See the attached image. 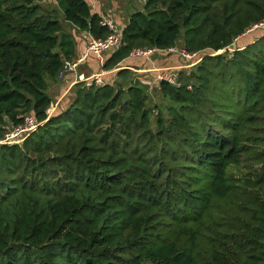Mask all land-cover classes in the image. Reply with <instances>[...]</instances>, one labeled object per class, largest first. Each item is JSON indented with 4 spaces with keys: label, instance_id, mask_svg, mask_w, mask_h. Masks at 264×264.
Here are the masks:
<instances>
[{
    "label": "trees",
    "instance_id": "trees-1",
    "mask_svg": "<svg viewBox=\"0 0 264 264\" xmlns=\"http://www.w3.org/2000/svg\"><path fill=\"white\" fill-rule=\"evenodd\" d=\"M48 3L109 34L86 0H0V141L27 116L39 124L0 144V264H264V36L240 38L264 0H146L99 70L180 47L203 56L180 86L120 69L74 84L52 115L55 50L71 62L76 44Z\"/></svg>",
    "mask_w": 264,
    "mask_h": 264
},
{
    "label": "built area",
    "instance_id": "built-area-1",
    "mask_svg": "<svg viewBox=\"0 0 264 264\" xmlns=\"http://www.w3.org/2000/svg\"><path fill=\"white\" fill-rule=\"evenodd\" d=\"M145 1L146 0H142V2ZM46 2L47 0H41V3H46ZM101 25L106 26L109 30V34L107 35V37L103 40H97L88 34L85 51L74 62L65 61L64 64H62V70L59 73V78H62L64 74L67 72H75L79 67V65L86 62L89 56H93L101 64L103 62V55H105L108 51L117 48L121 44L122 31L117 29L112 21L103 19ZM260 28H264V20L258 24L253 25L248 31H251L253 29L254 30L260 29ZM224 51L225 50H222V52ZM228 51L234 52L236 51V49L229 48ZM157 53L176 55L183 60L190 61V63H188V65L185 66L187 68L193 67L201 60V57H198V54H190L180 47H170L165 50H158L155 48L134 49L130 53V57L150 59ZM216 54L217 53L213 55ZM192 60L194 62H192ZM156 73H157L156 75L157 84L160 82H167L174 87L180 86L178 82V74L174 72V69H170V68L160 69L157 70ZM102 76L103 74L99 73L93 75L89 79H84L79 82L80 83L83 82L87 87H90L92 85L99 87L103 85ZM54 108H55L54 105L50 107V109L47 111L48 115H50L53 112ZM38 126L39 124L32 117L27 116L24 118L23 122L20 125L14 127L12 130H10L4 135V138L0 141V144L18 145L22 143L32 132H34L38 128Z\"/></svg>",
    "mask_w": 264,
    "mask_h": 264
},
{
    "label": "crops",
    "instance_id": "crops-1",
    "mask_svg": "<svg viewBox=\"0 0 264 264\" xmlns=\"http://www.w3.org/2000/svg\"><path fill=\"white\" fill-rule=\"evenodd\" d=\"M86 2L89 4L91 11L94 14L99 15L102 20H110L113 22V24L116 26L117 29L121 30L124 28L125 24L127 23V19L123 22L120 20V18L116 15L113 14V12L108 11L109 14H105L101 10V5H100V0H86ZM142 2V0H141ZM145 3V2H143ZM107 12V13H108ZM113 16H112V14ZM75 29V28H74ZM75 29L73 31V39L75 41L76 47H75V53H74V59L72 62H74L86 49V44H87V36L88 33L86 32H79ZM75 34H77L75 36ZM245 35H243L240 38H244ZM261 37V36H259ZM259 37H256L253 39L250 38L248 41H244L243 45L247 44H252L256 39ZM109 56V53L104 56L103 61L105 60L106 57ZM103 62L100 64L93 56H89L88 59L86 60L85 63L79 65L77 70L75 72H67L68 74L62 77V78H57L54 82L48 81V88L51 89L53 92L59 90L58 96L55 98V101H53V105L57 107L59 101L65 96L68 95L69 90L71 87L76 84L80 83L79 81H82L84 79H89L93 75L102 73L103 77L107 76V78L112 75L113 73H116L120 69H129L132 72L145 76V83H151L153 84L155 81L156 77V72L157 70L160 69H167V68H177L181 66V61L179 63V60L176 56L174 55H165V54H160L157 53L150 59H144V58H128L124 61V64L120 68H116L112 71H100L99 69L101 68ZM54 112V109H53ZM53 114V113H52Z\"/></svg>",
    "mask_w": 264,
    "mask_h": 264
},
{
    "label": "rangeland",
    "instance_id": "rangeland-1",
    "mask_svg": "<svg viewBox=\"0 0 264 264\" xmlns=\"http://www.w3.org/2000/svg\"><path fill=\"white\" fill-rule=\"evenodd\" d=\"M99 3L101 5L102 12H104L107 15V14H109L108 11L111 10V12H113L114 15L118 16L120 18V20H122L123 22L133 12L142 11L143 6H144V3L141 2V0H100ZM44 7L47 8L48 10H55L56 11V18H57L58 22L60 23L63 32L69 33L70 35L73 36V34H74L73 31H75V29L72 27V25L70 23H68L64 20L62 12L56 8L55 4L54 3H48L47 5H44ZM113 14H112V16H113ZM253 30H251L252 32L248 31V33L246 34V36L242 40L245 41V40H249L252 37L254 39L258 36H262V37L264 36V28L255 29L254 31ZM76 35L77 34H75V36ZM237 44H238V42L236 44H234L233 47L236 48ZM240 50H243V48H240ZM220 52L222 53V51H219V52H217V54H219ZM104 56L105 55H103V58H104ZM202 57L203 56H201V58ZM178 60H179V63L181 61V66H179L177 68H170V69H174V72H176L177 74L180 70L190 69V67L189 68L185 67L186 65H188L187 63H190V61L183 60L179 57H178ZM192 62H194V61L192 60ZM167 69H169V68H167ZM67 74L68 73H66L65 75H67ZM156 75H157V73H156ZM47 83H48V80H47ZM156 84H157V81H156V77H155L154 83L153 84L150 83V85L154 86ZM46 93L52 99V101H55V98L59 94V90L53 92L51 89L47 88ZM150 98L152 100V103L159 102V100H161L160 96H157L154 93L150 94ZM64 100H65V98L62 99V102H64ZM62 102H61V104H62ZM162 102H164V99H162ZM59 105H60V103H59ZM52 106H53V104H52ZM52 113L50 115H52ZM243 167H245V166H242L241 169H239V168L233 169L231 171L232 175H234L238 179L243 180V177H244L243 174H245L248 171L247 167H246V170H243ZM229 198L234 203H237L239 201V199H237V197L234 198L233 196H231ZM223 204L228 207V204L222 203L221 205H223ZM217 209H219V208H217ZM220 210L222 211V217L224 218V220L222 222L231 225V222H232L231 216H228L227 213H224L223 209L221 207H220Z\"/></svg>",
    "mask_w": 264,
    "mask_h": 264
},
{
    "label": "water",
    "instance_id": "water-1",
    "mask_svg": "<svg viewBox=\"0 0 264 264\" xmlns=\"http://www.w3.org/2000/svg\"><path fill=\"white\" fill-rule=\"evenodd\" d=\"M55 52H57V53L59 54V56H60V60H61L62 64H64L65 59H64L63 55L61 54V52H60L58 49H56ZM219 54H220V53H219ZM61 70H62V68H61Z\"/></svg>",
    "mask_w": 264,
    "mask_h": 264
}]
</instances>
